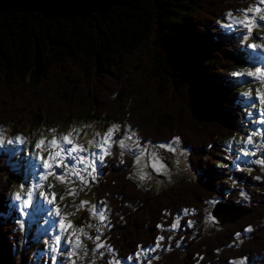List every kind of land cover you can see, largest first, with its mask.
I'll use <instances>...</instances> for the list:
<instances>
[{
    "label": "trees",
    "instance_id": "trees-1",
    "mask_svg": "<svg viewBox=\"0 0 264 264\" xmlns=\"http://www.w3.org/2000/svg\"><path fill=\"white\" fill-rule=\"evenodd\" d=\"M245 1L0 0V125L17 119L20 109L33 115L34 126L42 119L110 122L117 115L143 143L178 137L188 151L195 180L159 193H142L125 172H108L100 194L109 197L116 216L106 240L119 259L152 246L156 225L170 229L183 209L201 218L205 200L239 204L225 192L242 187L251 197L249 215L211 232L204 224L195 235L184 228L182 235L194 239L180 253H162L158 264L243 258L264 264V177L257 182L231 171L226 147L248 123L242 95L248 89L234 73L256 51L244 31L226 27V13L245 8ZM25 122L17 119L14 130ZM14 176L0 155V264H40L32 250L20 248ZM249 225L248 238L230 248Z\"/></svg>",
    "mask_w": 264,
    "mask_h": 264
},
{
    "label": "snow or ice",
    "instance_id": "snow-or-ice-1",
    "mask_svg": "<svg viewBox=\"0 0 264 264\" xmlns=\"http://www.w3.org/2000/svg\"><path fill=\"white\" fill-rule=\"evenodd\" d=\"M241 17H243L241 19ZM226 18L229 21L226 24V27L229 29H237L240 31L246 30L243 35V39L247 41L250 37L254 39L264 40V37H253L254 28H264V0H256L255 5H250L248 8L229 10L226 13ZM249 48L253 50L264 51V44L253 43L248 45ZM237 77L247 76L253 78L255 81H258L264 84V68L256 67L255 71L247 70V71H236L234 73ZM253 91L256 92V96L252 95ZM246 100L248 101V106L255 107V104L258 102L260 105H264V93L260 92L259 89H249L247 92L242 94ZM259 118L251 120V123L254 125L264 126V107H261L258 110ZM249 117H253L254 113L249 111L247 113ZM121 129V125L118 123L112 124L107 128L106 132L101 135L99 132H94L92 139L88 141V147L85 148L81 145L78 140L81 137V130L76 129L73 131H69L66 135L62 136H53L51 140L40 139L35 143L36 149H41L42 151H47L48 156L45 159L42 154L37 153V159L41 161L42 166L45 170V173L41 175L40 179L42 181H47L50 176H54L58 181H61L67 185L66 191L64 194L60 195V199L63 200L66 197L73 198L75 202V198L79 196L81 192H84L86 188L90 187V180L92 182L96 181L98 176V169L96 165V161L99 160L101 165L103 164L104 157L106 155L111 154V146L116 144L117 141L114 139L115 133L119 132ZM2 131V129H0ZM55 129H49V132H54ZM73 132L76 134V139H73ZM254 137H260L261 143H257L254 140ZM16 140L20 141V143H24L21 137H16ZM132 143L129 144L128 142ZM12 143L13 141H8ZM179 138H174L173 144H178ZM244 148L241 149L243 155H256L255 151H249L248 145H252L257 149H264V127L255 128L250 134L247 135V139L243 141ZM173 144H160L157 147L164 149L167 148L170 151H174L175 148ZM108 147H105V146ZM118 146L122 150H127L129 152L135 148L137 151L135 153L136 163L138 165L142 164L145 155L147 154L150 157L151 167L159 172L161 170H165V165L160 162V158L158 157L155 151L149 152L147 148H143L140 144V138L137 136L135 131H129L124 134L123 138L118 140ZM92 149H98L100 151V155H97V151ZM85 153L87 155H82ZM121 155H124V152H121ZM239 158V157H237ZM68 161H74V163L69 164ZM250 163H256L264 166V159H257L255 161H250ZM79 165H83V167H79ZM147 166V165H145ZM56 168H61L62 171L57 173L55 171ZM145 178V173L141 171L140 179L143 180ZM79 184V189L76 185ZM23 188V185H21ZM52 187V185H49ZM34 191L29 190L27 192V197L23 198L20 193L16 194L17 201H20L21 212L27 215L25 209L31 208L34 206ZM43 199L49 205H54L57 193L55 192H43L41 193ZM51 197V198H50ZM86 205H89L87 210L90 213V218L94 219L96 223L87 224L86 227L88 229H94L95 235H92L91 232L86 231L84 226L74 225L72 221L69 219L67 223H65L66 216L61 215V209L59 207H55V215L59 217V229L62 233H67L66 237H64L66 243L71 246V250L67 253L68 257L71 259L76 257L77 259L83 260L88 256L89 251L92 252L93 258L88 261V264H96L95 257L99 256L103 258L105 253H109L112 255L113 259L111 261H107V264H123L122 260L116 257L115 250L107 243L106 239H102L103 237V228L111 227V222L109 219L110 209L107 205V202L104 200L98 201V203L90 204L89 201L81 200L78 205H75L76 211H79L85 208ZM190 209H183L185 214H188ZM51 214V213H50ZM75 214V213H73ZM45 223H48L45 220ZM191 223V222H189ZM20 227L23 228V222L20 223ZM157 227L163 228L162 225H158ZM171 229L175 230L179 227V220L177 219L174 223L171 224ZM71 229L69 232L68 230ZM253 228L249 225L244 232H252ZM236 237H240L241 233H236ZM83 238V239H82ZM84 239L91 240L94 243V247L90 250L84 243ZM165 240L163 235H160L156 238L154 246H150L148 248H144L143 246H138V251L135 253V258L137 260L143 258L148 261V264H151V260L148 259L150 253L156 252L158 249L162 247V242ZM62 242V236L56 235L53 238L52 244L49 245V251L52 253H59ZM179 246V245H177ZM103 249V251H101ZM170 250V248L168 249ZM53 260L56 259L55 256L52 257ZM127 259L131 260L132 257H128ZM153 259H158V257H153ZM202 260L203 257H200ZM71 264H76L75 259H71ZM230 264H237L236 261L230 262ZM239 264H246V261L241 259Z\"/></svg>",
    "mask_w": 264,
    "mask_h": 264
},
{
    "label": "rangeland",
    "instance_id": "rangeland-1",
    "mask_svg": "<svg viewBox=\"0 0 264 264\" xmlns=\"http://www.w3.org/2000/svg\"><path fill=\"white\" fill-rule=\"evenodd\" d=\"M256 1H253L250 3V5H255ZM243 17H241L242 19ZM253 31V37H260L259 32ZM246 31V30H245ZM252 38V37H250ZM254 39V38H252ZM258 40V39H256ZM264 43V40H263ZM259 44H262L259 41ZM257 53L261 52L262 55H257L258 62L262 59H264V51L255 50ZM264 62V60H263ZM253 64H256L255 62ZM264 68V65L262 66ZM245 83V80H244ZM259 87L260 84L258 83ZM255 89H259L257 86ZM260 90V89H259ZM261 91V90H260ZM264 93V91H262ZM110 99L112 100V95L110 96ZM261 107H264V105H260L258 103V106L255 105V107H250L248 104H246L245 108L247 110L246 113L249 111L255 112L256 109H260ZM19 120L27 121L24 123L22 127L19 128V130H14L15 126H13V123L17 121V119L6 121L3 124H7L8 126H2L0 129V147L5 146L6 155L9 157V165L10 167L16 172L15 180L13 181V190H12V197L16 199V194L20 193L21 196H27L25 193L28 192L30 189L34 191V206L32 207L30 214L33 216H29V219L26 220V216H22L23 220H26L29 222L30 220L35 218V222L33 224L32 230L34 231V237H32V241L30 242V246L33 248V251L36 253V250H38V247L41 246L44 250V252H47L45 254L46 259H49V254L51 253L49 251V245L52 244L53 238L56 236V233L59 230L51 229L49 226H47V223H45V220L51 219H58V217L55 215V210H50V205L47 204V202L43 199L41 193L43 192H55L57 193L56 197L54 198L55 202L57 203L58 207H65L69 204H75L78 205L81 200L89 201L88 195L85 192H81L78 197L75 198V202L73 201V198L66 197L65 199L61 200L60 195L64 194L67 188V185L61 181H58L54 176H50L47 181H42L40 179L41 175L45 173V170L42 166V170L40 171L38 168V165H42L41 161L38 160L37 153H40L43 155V157L46 159L48 156L47 151H42L41 149L35 148V143L38 142L40 139L51 140L53 136H62L66 135L69 131H73L76 129L81 130V137L79 138L78 142L81 143L85 148L88 147V141L92 139L94 132H99L101 135H103L107 128L110 127L111 123L106 125V122L101 121H83L79 122L76 120H69V122H55L52 121L49 123V125L46 124L45 119H42V122L38 123V126H34L29 120L32 119L33 115L27 110V109H20L17 111V114L14 116ZM115 120H119L117 118V115L113 116ZM248 121L251 122L252 117H249L247 115ZM52 120V119H51ZM104 120V119H103ZM16 125V124H15ZM258 127H264V126H258ZM250 128L251 126L247 123V125L242 127V130L240 133H238L237 137L235 138V152L236 157H239L241 155V147L243 145V140L247 138V135L250 134ZM49 129H55L54 132H49ZM13 131H19L16 135H11ZM128 130L125 128H121L119 132L114 135V139L117 138H123L124 134L127 133ZM30 133L31 135H29ZM21 137L24 141V143H20V141L16 140V137ZM73 139L75 138V132H73ZM257 139L254 137V140ZM8 141H13L12 143H9ZM257 143L258 141L255 140ZM131 144V141H129ZM162 144H173V142L169 143H162ZM160 144H145L141 146L143 148H147L149 152L155 151L160 158V162L165 165V170H161L159 172L155 171L151 167V161L150 157L146 154L144 157V160L142 164L138 165L136 163L135 153L136 149H132L130 153L134 156L133 159V170L132 175L134 177V180L141 186H143L145 189L151 188L152 191H159V190H166L169 185L177 184L182 181H185L188 179V181L195 180L194 174L188 170L187 165V151L181 149L178 147V144H173V147L175 148L174 151H170L167 148L161 149L157 146ZM107 147V145L105 146ZM251 148H254L252 145ZM116 148L120 149L118 144L116 145ZM257 149V148H254ZM94 151H97V155H100V151L98 149H92ZM122 150V149H120ZM125 151V150H123ZM127 151V150H126ZM82 155H87L85 153H82ZM118 152L111 149V154L106 156H111L114 158L112 159L113 162H115L117 158ZM105 156V157H106ZM260 159V154H259ZM253 161V160H249ZM97 168L102 167L104 165H101V162L99 160L96 161ZM147 165V166H145ZM79 167H83V165H79ZM141 171L145 173V178L143 180L140 179ZM23 185V188L21 187ZM49 185H52V187H49ZM139 186V187H141ZM76 187L79 189L80 185L77 184ZM92 191L94 192V189L86 188L85 191ZM165 196L169 198V201L174 197V192L168 193ZM51 198V197H50ZM103 200V199H101ZM15 204V203H14ZM89 206L86 205L85 208L76 211L75 208H67V212L69 213V216H67L65 223L70 219L72 222H74V225L84 226L86 231L91 232L92 235H95L94 229H88L86 227L87 224H94L96 221L94 219L89 218L90 213L87 211V208ZM40 211H45L47 213L39 215ZM207 224L208 227L211 229H215L216 225L213 223V219L211 218L208 208H207ZM51 213V214H50ZM75 213V214H73ZM206 216V217H207ZM26 222V223H27ZM211 223L213 225L211 226ZM30 228V227H28ZM105 228L102 229L104 231ZM66 237V236H65ZM89 241V247L88 249H92L94 247V243L91 240ZM71 250V246L66 243L65 239H63V247H62V253L60 254L61 263L62 264H71V259L69 258L67 253ZM103 251V249L101 250ZM43 253L41 252L40 255ZM110 261L113 259L112 255L109 253ZM154 253H150L148 259L151 260V264L154 262L155 259ZM93 258L92 252L89 251L88 256L81 260L82 264H88V261ZM101 257L97 256L95 257V260H99ZM148 264L147 260H144L143 258L137 260L136 262H124L123 264Z\"/></svg>",
    "mask_w": 264,
    "mask_h": 264
},
{
    "label": "water",
    "instance_id": "water-1",
    "mask_svg": "<svg viewBox=\"0 0 264 264\" xmlns=\"http://www.w3.org/2000/svg\"><path fill=\"white\" fill-rule=\"evenodd\" d=\"M234 210H232V211H229V212H225V213H223L224 215H228V214H230V213H232ZM215 214H219V213H221L220 212V210L219 209H216V211L214 212Z\"/></svg>",
    "mask_w": 264,
    "mask_h": 264
},
{
    "label": "bare ground",
    "instance_id": "bare-ground-1",
    "mask_svg": "<svg viewBox=\"0 0 264 264\" xmlns=\"http://www.w3.org/2000/svg\"><path fill=\"white\" fill-rule=\"evenodd\" d=\"M236 144V143H235Z\"/></svg>",
    "mask_w": 264,
    "mask_h": 264
}]
</instances>
